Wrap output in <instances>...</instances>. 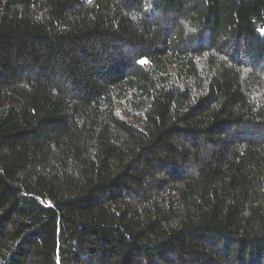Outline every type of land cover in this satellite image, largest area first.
Wrapping results in <instances>:
<instances>
[{"label":"trees","instance_id":"trees-1","mask_svg":"<svg viewBox=\"0 0 264 264\" xmlns=\"http://www.w3.org/2000/svg\"><path fill=\"white\" fill-rule=\"evenodd\" d=\"M146 6L0 0V264H264V0Z\"/></svg>","mask_w":264,"mask_h":264},{"label":"rangeland","instance_id":"rangeland-1","mask_svg":"<svg viewBox=\"0 0 264 264\" xmlns=\"http://www.w3.org/2000/svg\"><path fill=\"white\" fill-rule=\"evenodd\" d=\"M147 9L148 11H150V8H151V0H147Z\"/></svg>","mask_w":264,"mask_h":264},{"label":"snow or ice","instance_id":"snow-or-ice-1","mask_svg":"<svg viewBox=\"0 0 264 264\" xmlns=\"http://www.w3.org/2000/svg\"><path fill=\"white\" fill-rule=\"evenodd\" d=\"M261 33H264V29H260ZM144 61H141V63H143Z\"/></svg>","mask_w":264,"mask_h":264}]
</instances>
